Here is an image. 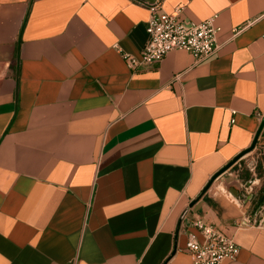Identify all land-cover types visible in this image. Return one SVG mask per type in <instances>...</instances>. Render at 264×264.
Masks as SVG:
<instances>
[{"label":"crops","instance_id":"obj_1","mask_svg":"<svg viewBox=\"0 0 264 264\" xmlns=\"http://www.w3.org/2000/svg\"><path fill=\"white\" fill-rule=\"evenodd\" d=\"M157 2L215 17L217 53L131 72ZM263 118L264 0H0V264H192L196 218L239 247L221 264H264L256 193L198 198Z\"/></svg>","mask_w":264,"mask_h":264},{"label":"built area","instance_id":"obj_2","mask_svg":"<svg viewBox=\"0 0 264 264\" xmlns=\"http://www.w3.org/2000/svg\"><path fill=\"white\" fill-rule=\"evenodd\" d=\"M147 6L150 16L145 27L146 44L139 56L121 54L131 72L152 68L174 50L187 52L195 62L204 61L219 50L217 38L220 28L214 23L215 17L196 22L184 16L183 8L166 13L161 10L159 2ZM232 32L235 36L240 29H234ZM179 78V75H175L173 81H179ZM235 182L246 194L252 193L251 183L244 184L238 179ZM257 211V214L264 217V205ZM257 214L249 213L246 216V223L255 222ZM192 228L195 231L187 234L184 247L192 264H221L225 260H234L237 257L239 247L233 236L216 230L211 224L199 218L193 220Z\"/></svg>","mask_w":264,"mask_h":264},{"label":"rangeland","instance_id":"obj_3","mask_svg":"<svg viewBox=\"0 0 264 264\" xmlns=\"http://www.w3.org/2000/svg\"><path fill=\"white\" fill-rule=\"evenodd\" d=\"M259 154L257 151H254V148L249 151L247 154H245L241 159L238 160V165H234L232 168H229L228 170H226L224 173V179L226 180H240V179H252V184L253 185V181L255 182V184L253 185L254 187L252 190V193H257L258 191H260V189L263 186V179H264V174H263V170L261 168V165L259 163ZM230 175V176H229ZM219 183V182H218ZM217 183V185H218ZM251 193V194H252ZM226 196H228V198H231V194L229 195L227 193H225Z\"/></svg>","mask_w":264,"mask_h":264},{"label":"trees","instance_id":"obj_4","mask_svg":"<svg viewBox=\"0 0 264 264\" xmlns=\"http://www.w3.org/2000/svg\"><path fill=\"white\" fill-rule=\"evenodd\" d=\"M256 147V146H255ZM254 147V150L258 152L259 154V163L261 165V168L263 170V167L262 165L264 164V149H259L257 150V148ZM238 165V164H236ZM264 174V172H263ZM240 181H242L244 184H248V183H251L252 182V179H240ZM264 181V179H263ZM250 203H251V213L254 214L263 204H264V183H263V186L262 188L260 189V191H258L256 193V195H253L251 200H250Z\"/></svg>","mask_w":264,"mask_h":264},{"label":"water","instance_id":"obj_5","mask_svg":"<svg viewBox=\"0 0 264 264\" xmlns=\"http://www.w3.org/2000/svg\"><path fill=\"white\" fill-rule=\"evenodd\" d=\"M263 123H264V120H263ZM262 123V124H263ZM262 127V126H261ZM260 131V130H259ZM259 133V132H258ZM258 133H257V136H258ZM257 136L256 138L254 139L252 145L250 148H248L247 150H245L244 152L240 153L238 156H236L231 162H229L225 167H223L219 172H217L210 180L209 182L207 183V185L205 186V188L202 190L201 194L198 196V198H200L205 192L206 190L209 188V186L218 178L220 177L222 174H224V172L226 170H228L229 168H231V166L233 165V163L238 160L239 158L243 157L245 154H247L249 151H251L254 147H255V144H256V140H257ZM236 196L238 195L237 191L235 190L234 191ZM194 203V202H193ZM193 203H191L190 206L193 205ZM184 216V213L183 215L180 217L179 219V223L181 222L182 218Z\"/></svg>","mask_w":264,"mask_h":264},{"label":"flooded vegetation","instance_id":"obj_6","mask_svg":"<svg viewBox=\"0 0 264 264\" xmlns=\"http://www.w3.org/2000/svg\"><path fill=\"white\" fill-rule=\"evenodd\" d=\"M241 158H242V157H241ZM241 158H239V159H241ZM239 159H238V160H239ZM238 160H236V161L233 163V165L231 166V168H232L234 165L237 164Z\"/></svg>","mask_w":264,"mask_h":264}]
</instances>
